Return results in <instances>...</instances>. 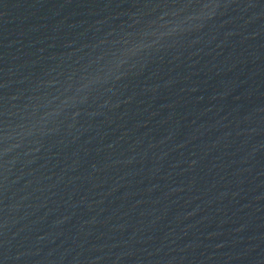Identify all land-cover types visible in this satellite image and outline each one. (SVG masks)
I'll list each match as a JSON object with an SVG mask.
<instances>
[{
	"label": "water",
	"instance_id": "obj_1",
	"mask_svg": "<svg viewBox=\"0 0 264 264\" xmlns=\"http://www.w3.org/2000/svg\"><path fill=\"white\" fill-rule=\"evenodd\" d=\"M0 264H264V0H0Z\"/></svg>",
	"mask_w": 264,
	"mask_h": 264
}]
</instances>
